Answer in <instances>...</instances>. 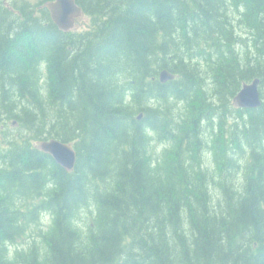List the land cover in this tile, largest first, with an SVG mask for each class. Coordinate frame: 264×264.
<instances>
[{
    "label": "trees",
    "instance_id": "obj_1",
    "mask_svg": "<svg viewBox=\"0 0 264 264\" xmlns=\"http://www.w3.org/2000/svg\"><path fill=\"white\" fill-rule=\"evenodd\" d=\"M7 1L0 123L26 129L0 145V264H264V0H76L69 31Z\"/></svg>",
    "mask_w": 264,
    "mask_h": 264
},
{
    "label": "water",
    "instance_id": "obj_2",
    "mask_svg": "<svg viewBox=\"0 0 264 264\" xmlns=\"http://www.w3.org/2000/svg\"><path fill=\"white\" fill-rule=\"evenodd\" d=\"M54 22L61 30L68 31L74 28L76 18L82 14V8L75 0H54L47 3ZM175 76L167 70L160 72L163 82L173 79ZM259 77L250 82H245L237 95L235 102L239 107L256 108L262 104ZM142 115V114H141ZM141 115L139 118H141ZM43 151L50 154L54 160L67 170H72L77 162V151L73 144L64 142L57 138L48 139L42 142Z\"/></svg>",
    "mask_w": 264,
    "mask_h": 264
},
{
    "label": "rangeland",
    "instance_id": "obj_3",
    "mask_svg": "<svg viewBox=\"0 0 264 264\" xmlns=\"http://www.w3.org/2000/svg\"><path fill=\"white\" fill-rule=\"evenodd\" d=\"M90 21H89V17L82 15L81 17L78 18V20L76 21V27L79 30L85 29L88 27ZM48 110V109H47ZM1 115H3L4 119L0 124L3 125V129L5 130H0V145H7L8 141L11 138H22L23 136H25V127L23 128L19 123H16V120L13 121L12 118H9L11 116L10 113H7L6 111H2ZM29 119V118H27ZM35 120V119H34ZM31 120V121H34ZM50 120V118H49ZM13 121V122H12ZM30 121V120H28ZM7 141V142H6ZM44 140H40V139H35L34 143L41 147V144Z\"/></svg>",
    "mask_w": 264,
    "mask_h": 264
},
{
    "label": "bare ground",
    "instance_id": "obj_4",
    "mask_svg": "<svg viewBox=\"0 0 264 264\" xmlns=\"http://www.w3.org/2000/svg\"><path fill=\"white\" fill-rule=\"evenodd\" d=\"M163 70H167L169 73H171L168 69H163ZM163 70H162V71H163ZM171 74H173V73H171ZM173 75H174V74H173ZM174 76H175V75H174ZM161 81H162V80H161ZM162 82H163V81H162Z\"/></svg>",
    "mask_w": 264,
    "mask_h": 264
}]
</instances>
